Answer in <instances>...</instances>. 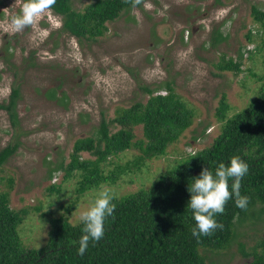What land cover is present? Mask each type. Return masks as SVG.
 <instances>
[{"label": "rangeland", "instance_id": "1", "mask_svg": "<svg viewBox=\"0 0 264 264\" xmlns=\"http://www.w3.org/2000/svg\"><path fill=\"white\" fill-rule=\"evenodd\" d=\"M92 1L72 0V6L83 10ZM22 2L0 0V103L14 87L20 93L14 122L0 109V149L18 144L2 165L0 188L8 191L13 210H24L16 230L25 248L46 243L53 217L78 223L101 186L118 198L167 178L220 133L224 121L215 111L222 93L229 117L263 86L264 16L254 17L251 9L264 12V0H146L106 22L96 39L64 32L62 17L53 11L14 33L10 18ZM222 56L239 61L240 71H218ZM166 83L192 110V124L158 157L141 159L134 146L111 155L100 164L106 180L79 192L81 170L66 168L75 140L95 137L101 118L112 119L116 109L145 102L144 88L165 94ZM119 128L110 126L111 132ZM133 133L134 142L144 139L142 125ZM94 158L80 153L82 160ZM263 237L264 203L257 202L234 219L224 248L199 253L206 264H248Z\"/></svg>", "mask_w": 264, "mask_h": 264}, {"label": "trees", "instance_id": "2", "mask_svg": "<svg viewBox=\"0 0 264 264\" xmlns=\"http://www.w3.org/2000/svg\"><path fill=\"white\" fill-rule=\"evenodd\" d=\"M143 2L135 7H141ZM133 8L125 0H93L83 10H76L72 0H56L52 11L62 17L64 32L79 39H96L103 35L106 22ZM251 10L258 19L264 16L254 5ZM216 67L218 71L239 72L240 62L222 56ZM262 85L256 98L229 117V105L222 93L215 115L224 123L212 144L189 154L166 174L170 173L167 178L154 181L146 189L114 198L116 209L113 216L105 219L103 238L99 242L90 240L82 256L77 250L84 234L83 224L80 221L72 224L65 216L49 220L47 241L42 247L21 245L16 229L22 222L24 210H13L9 206L8 191L0 188V264H206L199 248H224L233 237L234 219L245 215L257 202L264 203V83ZM162 87L166 89L165 94L158 92L160 88H144L148 94L145 102L137 101L116 109L112 119L101 118L95 137L75 140L66 168L81 170L79 192L106 180L100 164L111 155L134 146L140 149L141 159L158 157L192 124L193 112L173 86L166 83ZM19 94L18 87H14L8 101L0 103V109L7 110L13 122ZM49 94L55 97L53 90ZM111 125L120 128L111 132ZM136 125H142L144 139L134 142ZM17 147L15 142L0 149V184L4 181L2 165ZM81 152H89L95 158L82 160ZM233 155L240 156L249 165L240 189L241 195L250 198L247 209L238 208L233 196L226 203L224 213L216 216L223 228L201 236L198 241L192 235L196 225L193 211L188 207L189 187L203 168L208 167L215 173L219 163H229ZM231 183L230 179V191ZM259 246L260 251L251 254L248 264H264V237Z\"/></svg>", "mask_w": 264, "mask_h": 264}, {"label": "clouds", "instance_id": "3", "mask_svg": "<svg viewBox=\"0 0 264 264\" xmlns=\"http://www.w3.org/2000/svg\"><path fill=\"white\" fill-rule=\"evenodd\" d=\"M142 2L143 0H125V3H131L133 7ZM55 4L56 0H23L20 12L10 18L11 30L14 33L22 32L25 28L35 26L41 18L52 11ZM248 170L249 165L240 156L233 155L229 163H219L215 173L205 167L199 176L193 179L189 187L191 197L188 207L193 211L196 225L192 229V235L197 237L198 241L201 236H209L217 228H223V225L217 222L216 216L224 213L226 203L233 196L238 208L247 209L250 198L241 195L240 189L241 180ZM114 198L112 189L101 186L88 207L80 212L79 221L83 224L84 234L79 239L78 255L82 256L85 253L90 240L99 242L103 238L105 219L113 216L116 209V204L112 202Z\"/></svg>", "mask_w": 264, "mask_h": 264}]
</instances>
